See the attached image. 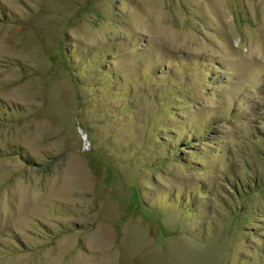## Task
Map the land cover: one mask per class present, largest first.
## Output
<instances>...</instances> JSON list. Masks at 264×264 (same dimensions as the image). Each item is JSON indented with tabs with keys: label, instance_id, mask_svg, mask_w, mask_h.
I'll list each match as a JSON object with an SVG mask.
<instances>
[{
	"label": "rangeland",
	"instance_id": "374dc122",
	"mask_svg": "<svg viewBox=\"0 0 264 264\" xmlns=\"http://www.w3.org/2000/svg\"><path fill=\"white\" fill-rule=\"evenodd\" d=\"M0 264H264V0H0Z\"/></svg>",
	"mask_w": 264,
	"mask_h": 264
}]
</instances>
